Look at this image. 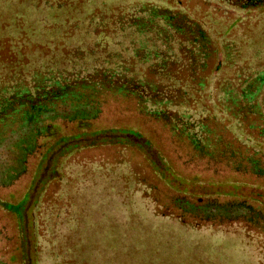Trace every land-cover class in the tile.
I'll use <instances>...</instances> for the list:
<instances>
[{"label":"trees","instance_id":"16d2710c","mask_svg":"<svg viewBox=\"0 0 264 264\" xmlns=\"http://www.w3.org/2000/svg\"><path fill=\"white\" fill-rule=\"evenodd\" d=\"M196 1L195 10L181 2L100 8L81 33L91 40L61 47L60 56L13 44L17 33L39 34L34 17L0 19V195L29 173L58 127L83 129L113 116L154 125L164 151L189 174L264 182V0ZM33 3L74 10L55 28L63 34L65 22L78 21L65 31L76 37L83 3ZM102 146L114 151L70 171L71 198L51 201L55 186L35 206L33 264H264L262 206L158 186L129 166L121 145ZM107 191L113 205H89L107 201ZM156 218L176 225V235ZM2 231L0 264H8L14 246Z\"/></svg>","mask_w":264,"mask_h":264},{"label":"rangeland","instance_id":"374dc122","mask_svg":"<svg viewBox=\"0 0 264 264\" xmlns=\"http://www.w3.org/2000/svg\"><path fill=\"white\" fill-rule=\"evenodd\" d=\"M38 1L41 3L44 0H10L0 7V19L7 18L11 20V18L16 17L15 14L21 16L17 18L19 21L23 18L34 17L36 20L34 27H39V34L34 39H29L26 35V40L24 39L26 32L17 33V30H13L14 34H19L17 35L18 39H14L13 44L27 52L37 47L40 49L46 47L50 53L54 48L57 55H59L58 50L61 47L66 50L68 46L79 45L82 40L85 42L91 40V36L82 35L81 33H84V26L88 17L97 10L99 11L100 8L108 10L114 7H124L129 9V7L133 8L144 3L156 6H175L178 2H181L186 8L197 9L196 0H79L81 4H84L86 16H81L84 18L81 19L83 25L78 32L74 33L76 37H69L65 31H72L79 23L78 21L65 22L64 25L67 24V29L63 34L55 27L59 26V23L67 16L76 15L74 10H69L67 7L63 12L56 9H52V11L47 9L38 10L35 9L33 3ZM49 1L51 2V0ZM58 1L68 4V0ZM51 4H54V1ZM18 5L20 8H18ZM6 43L8 44L9 41ZM32 53L33 56H36L33 59L38 60L41 57L38 51ZM114 118V116L110 117V121H107L102 117L99 121L93 122L83 129H78L76 126L58 127L57 134L50 140L49 148L44 151L41 157H37L33 161L29 173L21 177L13 187L2 192L0 200L5 202V206L0 204V227H3L2 236H11L9 244L14 246L6 255L8 264L34 263V234L31 227L33 210L35 212L36 208H40L42 201L48 198L49 191L55 189V186L59 189H57V194L53 196L51 201H58L60 197H66V192L69 193V197L72 196L76 191L73 185L71 186L72 181H69V178H71L69 176L70 171H72L71 174H74L77 170H81L79 166L85 160L94 161L96 158L99 160L103 154L114 151L110 146H102V144L116 143L121 145L120 148L126 151L129 166L142 176L146 177L147 175L149 179H155L158 186L196 196L245 198L264 208V182L249 183L244 179L232 178L205 179L199 175L189 174L176 165L173 158L164 151L159 132L154 125L143 123L138 119H129L128 117H124L122 120ZM82 147L86 149L76 150ZM80 175L79 177H82ZM102 186L104 189L109 187L103 184ZM107 193V201L101 198L97 200L93 198L88 200L89 205L95 209L97 207L101 209L105 203L106 205H113L109 197L110 195L114 197V195L108 191ZM77 196L79 197V195ZM85 196L87 195H84L82 200L85 199ZM51 207L50 210L52 211L54 207ZM98 215L100 214L96 213L90 219H98ZM146 217L150 220L154 218L149 214ZM106 219L108 223L112 222L111 215ZM154 222L165 231L177 227L174 224L173 226L167 225L166 221L159 218L154 219ZM176 230L173 229L171 233L176 235L174 232ZM245 253L251 257L248 250H245Z\"/></svg>","mask_w":264,"mask_h":264}]
</instances>
